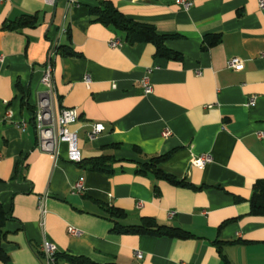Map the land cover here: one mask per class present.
<instances>
[{"label":"crops","instance_id":"obj_1","mask_svg":"<svg viewBox=\"0 0 264 264\" xmlns=\"http://www.w3.org/2000/svg\"><path fill=\"white\" fill-rule=\"evenodd\" d=\"M71 1L56 0L54 7L44 0L0 2V28L36 17L32 28L0 30V203L9 217L0 264H47L42 242L55 246L53 264H71L68 257L95 264H264V217L249 214L253 184L264 179V138H257L264 134V9L258 0H191L187 11L175 0ZM103 2L170 37L164 45L181 60L156 56L150 43H125L122 33L89 14ZM209 35L220 42L202 49ZM115 38L122 44L111 48ZM54 42L79 54L51 59L57 111L76 110L70 131L81 161L110 157L111 173L70 163L65 144L55 162L36 150L33 113ZM232 57L243 61L241 71L227 69ZM252 96L255 105L247 107ZM92 124L104 131L90 141ZM164 154L162 170L192 188L135 173L149 157ZM206 154L210 164L191 166ZM80 177L84 189L74 193ZM114 209L124 214L113 216ZM143 219L191 238L120 229Z\"/></svg>","mask_w":264,"mask_h":264},{"label":"trees","instance_id":"obj_2","mask_svg":"<svg viewBox=\"0 0 264 264\" xmlns=\"http://www.w3.org/2000/svg\"><path fill=\"white\" fill-rule=\"evenodd\" d=\"M89 14L92 15L97 22L105 26H112L115 30L122 33V40L125 43L130 45L136 43H150L154 45L156 49V56L175 61L181 60L180 54L167 49L164 45L165 41L170 37L158 35L152 25L127 19L123 14L117 11L110 2H103L100 7L90 9ZM35 24V16H24L16 21L3 24L0 30H17L23 27L32 28ZM219 42V35H209L205 37L202 49L213 47ZM56 51L61 57H79V54L68 46L58 45ZM168 156L169 154L149 157L145 162L138 165L135 173L140 175L151 174L156 179L164 180L173 186L191 187L184 180L178 181L174 175L165 173L162 170L161 165L167 160ZM111 160L110 157L100 156L81 161L80 165L83 168H87L89 171L111 173L109 164ZM111 214L113 216H121L124 213L121 210L114 209ZM249 214L251 216L264 217V179L258 180L253 184L249 200ZM8 218V215L4 212L0 203V259L2 260L6 259L2 254L1 243L5 239L4 227ZM120 229L124 234L148 235L181 240L191 238V235L183 229L159 225L153 219H143L139 225L120 227ZM215 244L219 243L216 242ZM68 260L71 264H95L81 257H68Z\"/></svg>","mask_w":264,"mask_h":264},{"label":"built area","instance_id":"obj_3","mask_svg":"<svg viewBox=\"0 0 264 264\" xmlns=\"http://www.w3.org/2000/svg\"><path fill=\"white\" fill-rule=\"evenodd\" d=\"M5 0H0V2ZM45 4L50 7H54L56 0H44ZM70 3L73 1L70 0ZM175 4L178 5L183 10H189L193 3L191 0H175ZM258 8L264 9V0H258ZM66 33L63 27L59 29L58 36L61 37ZM122 40L120 38H115L109 42L111 48L120 47ZM58 44L54 42L51 44L48 53V60L45 64L44 71L40 79V85L44 88V91L39 94L38 101L36 103L34 113H33V125L36 135V150L47 154L52 161H56L60 154V145H66V158L70 163H80L81 155L78 149V141L75 132L70 131V126L77 121V112L75 109L64 108L57 111L56 108V93L53 85L52 76V62L51 59L55 57L58 53L56 51ZM227 69L233 71H241L243 69V61L237 57H232L227 61ZM85 85L90 84V78L85 76L83 78ZM141 86L143 88L144 94H149L151 92V86L147 77L141 79ZM256 98L254 96L249 97L246 106L252 107L255 105ZM11 111L7 109L5 112V117H10ZM21 128L25 127V123L20 124ZM104 131L102 124H92L90 130L86 133L87 138L92 141L96 139L99 134ZM169 131H163L162 136H169ZM258 139H263L264 134L258 133ZM212 159L209 155H201L192 158L191 166L203 169L206 165L210 164ZM84 189V180L80 177L72 186V191L74 193H82ZM37 209L41 215L45 214V209L43 207V202L39 201ZM171 213L170 215H172ZM69 233L76 235L78 231L73 228L68 229ZM40 253L47 262V264H53L56 254V248L53 244L48 242H42L40 244ZM133 256L136 259H142L143 255L140 251H134Z\"/></svg>","mask_w":264,"mask_h":264}]
</instances>
